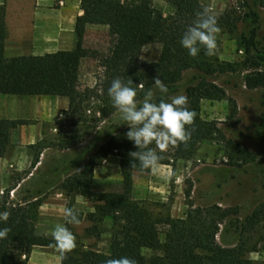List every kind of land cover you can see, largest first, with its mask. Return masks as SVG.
<instances>
[{
    "label": "trees",
    "instance_id": "trees-1",
    "mask_svg": "<svg viewBox=\"0 0 264 264\" xmlns=\"http://www.w3.org/2000/svg\"><path fill=\"white\" fill-rule=\"evenodd\" d=\"M83 14L75 23L76 47L71 51H57L42 56H20L7 58L5 41L7 28L5 10L0 11V95L10 96H56L69 101L64 119L58 122L71 127L70 132L60 135L58 143H40L32 167L39 162L45 148L69 150L98 133L101 124L118 112L108 95V88L114 78L134 87L136 100L142 103L149 88L156 93L154 100L166 99L174 93L184 74L195 72L191 83L185 89L187 107L196 112L194 123L188 126L191 138L185 143L169 145L159 149L153 142L148 145L161 155L159 165L174 166L181 158L193 157L199 145L207 141H225V134L215 121H206L201 115L203 100L219 101L228 97L226 90L212 81L213 77L234 72V65L219 62L204 54L188 55L181 47L180 39L192 25L199 12L207 9L199 0H172L176 9L173 16L166 18L153 5L154 0H79ZM249 12L246 19L252 27L243 37L246 53H258L255 35L259 21L256 0H244ZM264 7V0H260ZM221 29L234 30L236 21L227 13L216 17ZM89 25L108 27L109 45L105 54L84 48V38ZM162 46L160 59L154 63H143L141 52L146 45ZM87 57H101V75L94 87L84 86L80 71L82 61ZM264 62V56H258ZM160 78L168 87L164 95L156 89L154 80ZM249 90L264 89V70L251 71L244 77ZM236 107V106H235ZM235 112V111H234ZM24 120H0V155L8 148L10 132ZM128 126L110 135L99 149L101 157L114 153L119 158L122 176V191L119 193H93L91 190L96 162L90 160L64 183L68 194L78 193L96 203V214L101 219L111 218L117 226L109 252L75 246L61 252L60 264H105L107 259L128 256L136 264H253L247 254L254 251L247 243L223 246L218 242L220 227L232 216L238 214L235 208L219 205L196 207L190 204L182 218H155L138 201L133 199L134 173H149L150 169L131 167L130 153L138 149L127 139ZM246 162L248 153L232 142ZM11 190L0 194V212L10 213L7 222L0 227L10 228L7 237L0 239V264H27V259L36 247H49L54 240L37 232V203L22 205L11 198ZM190 198V192L187 193ZM264 218V204L248 218L244 230L254 228ZM238 222V221H237ZM164 235V241L160 235ZM152 252L147 255V252ZM26 256V259L23 257Z\"/></svg>",
    "mask_w": 264,
    "mask_h": 264
},
{
    "label": "rangeland",
    "instance_id": "rangeland-1",
    "mask_svg": "<svg viewBox=\"0 0 264 264\" xmlns=\"http://www.w3.org/2000/svg\"><path fill=\"white\" fill-rule=\"evenodd\" d=\"M7 1L9 0H0V11L4 9L6 12ZM256 1V10L260 15L258 23L254 24L258 27L255 35L258 53L254 50L246 53L243 37L249 34L252 24L245 20L249 10L244 0H199L208 14L220 17L229 13L236 21L234 30L221 29L217 34L218 48L216 55L212 56L214 60L234 65V72L212 78V81L226 90L228 97L219 101L201 102L202 118L215 121L225 134L226 140L203 142L192 158H181L174 166L159 165L155 171L151 170L149 173H134L133 199L146 207L155 218H182L190 204L194 208L213 205L235 208L238 214L221 225L217 235L218 242L223 246L247 243L248 249L254 250L248 253L247 257L253 260V264H264V218L254 228L243 229L247 226L248 218L264 204V89L249 90L244 79L251 71L264 70V62L258 58L260 53L264 56V7L261 6L260 0ZM153 5L166 18L176 12L172 0H154ZM48 6L52 16L56 14L55 18L62 19L65 23H70L81 12L79 0H52ZM108 45V27H87L85 49L102 55L106 53ZM161 50L160 44L146 45L141 52V61L157 62ZM101 63V57H87L82 61L80 78L84 86L97 85L101 75ZM194 74L193 71L185 73L176 91L167 95L166 99L171 95H185V89ZM47 118L50 121H44L38 127V133L41 135L39 143H58L60 135L72 130L71 127L58 125V122L64 119L62 110L58 113L55 111L53 116L49 114ZM124 126L126 122L118 111L101 124L98 133L77 147L64 151L52 148V151H48L42 171L56 172V176L41 180L39 192L44 193L47 198L58 189L64 190V183L79 173L82 166L90 160L96 162L92 192H121L119 158L114 152L105 159H99L101 154L98 152L104 141ZM229 142L244 149L248 153L247 157L252 160L246 162L236 149L228 145ZM32 154H35V149ZM28 170H24L21 175ZM60 175L64 177L59 179ZM67 175L72 176L65 178ZM188 192L190 198L187 197ZM67 207L73 208L80 219L79 224L64 222V226L68 227L75 237V246L109 252L111 240L117 231L114 220L108 217L101 219L99 214L93 217L96 213V203L90 199L86 202H76L75 194L68 195ZM46 237L53 239L52 235ZM160 239L164 241L163 234ZM151 254L152 252H147V255ZM23 259H26V256ZM60 263V249L54 246L36 247L27 259V264Z\"/></svg>",
    "mask_w": 264,
    "mask_h": 264
},
{
    "label": "crops",
    "instance_id": "crops-1",
    "mask_svg": "<svg viewBox=\"0 0 264 264\" xmlns=\"http://www.w3.org/2000/svg\"><path fill=\"white\" fill-rule=\"evenodd\" d=\"M50 3L52 0L7 1L5 12L7 58L42 56L75 49V23L77 17L83 14L82 8L74 20L65 23L62 19H56V14L52 16L48 6ZM68 106L69 101L65 97L0 95V120L26 121L25 125H20L10 132L7 151L0 155V194L11 190L12 200L22 205L39 202L37 232L46 236L52 235L57 225H64L68 195L73 194L58 189L45 198V194L39 192L40 181L56 176V172L42 171L48 151H52V148H45L40 154L39 162L32 167L40 144L41 135L38 133V127L42 122L50 121L47 118L49 114L53 116L55 111L58 113L60 110H67ZM26 169H29L28 172L21 175ZM71 176L67 175L65 178ZM62 177L64 175H60L59 179ZM74 194L76 202L87 201L84 196Z\"/></svg>",
    "mask_w": 264,
    "mask_h": 264
},
{
    "label": "clouds",
    "instance_id": "clouds-1",
    "mask_svg": "<svg viewBox=\"0 0 264 264\" xmlns=\"http://www.w3.org/2000/svg\"><path fill=\"white\" fill-rule=\"evenodd\" d=\"M220 31L215 16L199 12L192 25L183 33L179 43L191 57H197L202 49L205 55L212 57L217 52V34ZM153 84L161 94H168V87L160 78H156ZM108 95L113 107L121 113L129 128L126 133L127 139L138 149L130 153L132 168L138 166L141 169L155 171L159 167L161 155L147 147L153 142L157 148L165 149L170 144L185 143L191 138L188 126L194 123L197 114L187 107L188 100L185 95H171L157 102L154 100L155 93L149 88L138 106L136 89L118 77L111 81ZM9 215L7 211L0 212V222H7ZM65 216L67 224L80 223L78 213L73 208H65ZM10 231L8 227H0V239L7 237ZM52 238L53 246L62 253L75 247V237L64 225H57L54 228ZM105 264H136V261L128 256H121L107 259Z\"/></svg>",
    "mask_w": 264,
    "mask_h": 264
}]
</instances>
